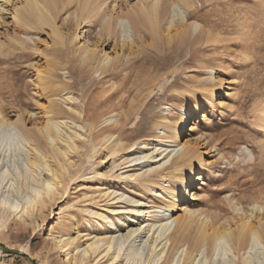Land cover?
Listing matches in <instances>:
<instances>
[{
    "label": "rangeland",
    "instance_id": "374dc122",
    "mask_svg": "<svg viewBox=\"0 0 264 264\" xmlns=\"http://www.w3.org/2000/svg\"><path fill=\"white\" fill-rule=\"evenodd\" d=\"M105 1L116 33L102 42L100 35L104 34V14L92 16L83 13L82 0H56L59 11L56 25L64 37L61 43L49 26L37 24L26 8L25 0H0V109L14 119L21 116L32 129L42 125L52 108L67 111V116L75 120V112L70 106L83 110L82 121L75 122L76 128L80 129L76 137L79 147L71 148L67 155L61 154L56 159L63 179L60 190L55 194L47 190L44 181L50 172L46 168H31V200L42 199L44 193L45 204L42 203L31 221L23 222L19 218L17 223H5V219L0 222V264H85L79 260L86 259L87 255L78 253L79 262H75L70 259L71 254L67 257V252L77 244L81 245L78 250L81 252L89 238L95 232L105 231V228L114 235L125 233L128 229L126 225L130 228L136 225V221L129 220L128 212L134 204L129 199H142L138 204L148 206L152 200L149 196L161 190L165 179L171 183L175 181L170 188L176 186L174 178H162L159 170L153 176L155 184L142 185L147 188V193L140 195L135 184L139 178L130 180L127 177L137 167L125 168L119 158L122 154L126 157L135 152L126 148L131 143L126 140L123 143L125 148L115 151L112 158H101V153L107 152L109 144L107 127L120 117L119 110L114 107L117 98L103 107L99 106L100 100L108 93L104 90L113 84L108 77L121 68L129 53L128 46L123 45L117 17L134 4H139V0ZM192 1L197 13L184 22L185 27L188 26L185 33L181 31L172 38L163 33L155 42L157 45H145L144 55L155 64L152 73L131 72L129 101L141 104L138 112L140 123L137 126L133 121L125 135H134L132 142L136 145L143 141L156 144L164 129L168 131V126L184 123L179 139H198L199 150L191 170L200 179L194 186H187L186 197L180 205H189V208L202 213L201 219L211 215L217 221L216 225L231 227L239 235L243 225L259 219L264 221V0ZM197 23L201 26V33L194 25ZM166 29L167 23L163 26V30ZM195 37L199 43L195 44V53L192 54L191 44ZM89 39L98 48L91 59L86 60L88 51L84 53V50L93 46ZM196 45H199L198 48ZM108 53H115L118 60L103 69L107 62L104 55ZM137 53L140 51L137 50ZM156 77L160 80L155 81L151 88L144 86L140 89L144 78ZM132 81L140 85L132 87ZM116 82L120 85L122 80ZM51 93H56L53 96L57 100L54 105L47 99ZM138 93L142 100L137 102L140 99ZM129 107L130 102L126 109ZM213 107L214 112L210 116ZM144 108L147 110L143 111ZM97 119L101 127L93 129ZM197 119L199 131L190 132L191 124ZM222 133H225L223 138L215 142L211 139L213 134ZM118 134L116 131L112 140ZM233 134L232 143H226V137ZM41 141L43 151L52 157L51 140ZM171 143H166L165 148H173ZM221 152L227 153V157L224 158ZM115 157L118 161L114 164ZM70 161L77 162V165L67 170ZM188 163L183 159L178 168L185 171ZM20 171L23 175L19 176V187L13 189L9 203L20 201L21 208L28 195L21 184L26 178V170L23 167ZM102 178L108 179L112 193L104 195L107 190L98 191V180ZM40 189L42 193H39ZM164 204H167L166 200L161 206ZM256 205H261L263 209H258ZM98 213H104V218ZM183 213L178 211V214ZM197 215H194L195 222L189 232L193 237L198 235L201 224L196 221L199 219L195 217ZM70 236L76 237L75 241L61 247L59 241L67 243ZM208 246L207 241L202 244L201 253L204 256L208 254ZM253 246L252 250L246 248L245 251H251L256 264H264L262 246ZM172 247L169 251L171 258H175L177 264H183L185 254L178 250V246ZM214 251L209 255L208 264H223L221 256H225L224 249ZM140 252L142 261L145 257L147 260L153 257L151 250ZM128 253L130 248L125 251L124 257ZM137 258L136 264L139 263ZM104 260L106 258L101 261L90 258L87 264H111ZM153 262L160 264L161 260L154 258ZM239 262L237 257L235 263Z\"/></svg>",
    "mask_w": 264,
    "mask_h": 264
},
{
    "label": "bare ground",
    "instance_id": "6f19581e",
    "mask_svg": "<svg viewBox=\"0 0 264 264\" xmlns=\"http://www.w3.org/2000/svg\"><path fill=\"white\" fill-rule=\"evenodd\" d=\"M25 2L26 8L29 9L31 15L35 17L37 24L41 27L49 26L53 35L63 43V34L56 25V16L57 13H59L56 0H25ZM106 2L105 0H82L81 2L83 13H89L92 16H97L102 13L106 17L104 18V34L100 35V40L102 42L112 38L116 33L113 21L108 16L110 12L106 10ZM122 13L123 14L118 15L117 21L119 22L121 33L123 34V45L125 43L128 46V58L121 68H117L108 77L109 82H113V84L104 90V93H108L101 98V105H99L103 107L102 105L106 104L108 101L117 98L118 101L114 104V107L119 110L120 118L116 119L117 121L115 123L113 122L107 127L109 133L106 135V138L109 144L106 147L107 152L101 153V158L102 160L104 158H112V156L115 155V151H120L125 148L124 142H131L127 144L126 148L135 152L130 153V155L126 157L122 154L119 158L122 159L121 165H124L125 168L137 167L135 168L136 171L132 174L129 173L127 177L130 180L139 178L135 181L137 182L135 184L139 187L138 191L140 195L145 196L147 193V188L142 187V185L155 184L153 182V176L155 172L159 170L161 171L160 176H162V178H174L173 180H176V186L174 185V188H170L171 184L175 181L171 183V181L165 179L161 190H156L153 196H149L152 197V200L149 201L147 204L148 206H146L145 203L138 204L142 199H129L128 201L135 204H133V208L128 212L129 220L132 219L136 221V225L131 228L129 225H126L128 229L125 233H121L120 235L112 234L108 228H105L106 230L103 232H95L94 236L89 238L90 240L86 242L81 252H78L81 245L77 244L67 252V257L71 254L70 259L75 260V262L84 261L85 264L90 262V258H99V261L106 258L104 262L110 261L111 264H136V257H138L136 260L139 259V261H137L139 263L137 264H155V262H153L154 258L160 259V264H177L175 258H171L169 254L170 246L172 245V248L178 246V250L181 249V253L185 254L183 264H208L209 255L213 254V252H215L214 250L218 248L224 249L225 256L229 255V258L221 256L223 264H237L235 263L237 257L240 259L239 264H256L253 258L254 255H250L251 251H245V249L250 248V250H252L254 247L253 245H260L263 248L261 252L264 257L263 219L243 225L241 233L238 235L236 234V230L231 227L222 224L216 225L217 221L215 222L211 215H205V217L201 219L202 213L189 208V205H180L181 200L186 197L187 186H194L195 182L200 179V176L194 175L193 170H191L195 159L194 156L199 150L198 139L192 137H187L185 140L179 139L180 133L182 132L181 129L185 125L184 123L180 125L175 124L172 127L168 126L169 130L167 131L164 129L162 136L157 140L156 144L150 141H143L136 145L137 143L132 142L134 135H125L126 131L129 129L128 126L132 124L133 121V124L137 126L140 123L138 112H140L141 104L139 103V105L133 101H129L130 92L132 90L129 85L132 80L131 72L136 71L137 74L149 73L150 75L152 69L155 67L154 62H151L150 58L144 55L145 45L151 46L152 44H156L158 37L163 33H166L169 38L178 35L181 31L185 33L188 26L185 27L184 22L190 15L197 13L195 3L192 0H139V4H134L130 9ZM69 17L70 15H68V18ZM165 23H167V29L163 30ZM194 25L199 27L200 24L197 23ZM201 30L200 26L198 28V33H201ZM195 38L196 39H194L191 44L192 54L195 53V44L199 43L197 37ZM117 39L119 40V37ZM146 41H149V43ZM88 42L93 46L89 47V50H84V53L88 51L86 60H90L98 48L91 39H89ZM198 46L196 45L197 48ZM135 49L139 50L140 53L138 54ZM132 55L135 57L133 59L129 58ZM117 58L115 53L105 54L104 60L107 62L103 69H106L113 61L118 60ZM124 71H126V74H123ZM159 78L160 77L144 78L141 82L140 89L144 86L150 87L154 85L155 81L160 80ZM117 80H122L120 85L117 84ZM102 81L104 82V80ZM135 85L139 86L140 84H136L135 81H132V87ZM55 94L56 93H51V95L47 97L50 104L54 105L57 102L56 98L53 97ZM138 97H140V94ZM212 97H214V94H212ZM69 98L72 99L73 96ZM139 100H142L141 97L140 99L138 98L137 102ZM129 102L130 107L126 109ZM70 107L72 111L75 112L76 120L82 121L81 115L83 110L75 105H71ZM146 110L147 108H144L143 111ZM210 112H212L210 114V116H212L214 107ZM99 113L102 115V111ZM67 114L68 112L65 110H56L52 108L50 110V115L47 116L42 125L32 129L27 126L26 120L21 116H17L16 119H14L9 113L5 112L2 108L0 109V222H3L5 219V223L8 221L17 223V219L19 218H21L23 222L31 221V217H33L38 208L42 206V203L45 204V202H43L45 201L44 193L42 194V199L37 200L33 198L31 200V168H33V170L37 168H43L42 170H45L46 168L50 172V176L44 181L47 190L53 194L60 190V184L63 182V179L61 168L56 159L61 154L67 155L71 148H76V146L79 147L76 137L80 129H77L75 126V122L77 121L67 116ZM101 115L98 116L101 117ZM262 117V121L264 122V114ZM164 119L167 120L166 118ZM98 121L100 120L97 119L94 125H92L93 129L101 127ZM157 124L160 125V123ZM80 128L83 129L84 126L80 124ZM199 129V120L197 119L191 124L189 130L190 132H196L199 131ZM116 131L119 133L118 137L112 140ZM224 134H216L217 136L213 134L211 139L215 142L217 139L223 138ZM233 136L234 134L227 136L226 139L228 141L226 143H232L231 138H233ZM169 138H172V140ZM42 139L51 140V152L55 160L43 151ZM168 142H172L171 145L173 148H165ZM81 153L82 152L79 154ZM221 154L224 155V158L228 155L225 152H221ZM183 159L189 162L185 165V171L178 168V166H180L178 163ZM117 161L115 157L113 163L115 164ZM161 161L164 164H162ZM76 165L77 162L70 161L66 169L68 170L70 167ZM23 167L26 170L24 174L26 178L21 184L26 188L25 190H27L28 196H26L28 199L20 208V201L9 203V198L12 192L19 187V176L23 175L20 170L21 168L23 169ZM97 172L99 173V171ZM106 174L107 173H103L102 175ZM98 181L97 187L100 193L104 190H107L104 195L112 193V191H109L110 186L107 184V178H102ZM39 193H42L41 189ZM122 195H125V193ZM192 196L194 199V192ZM163 200H166L167 204L161 206ZM256 206L258 209H263L261 205ZM179 210L184 211V213L178 214ZM196 213H198V215L195 217H199L196 221H200L201 224L199 225L198 235L193 237L189 232L193 227L192 225H194L193 221ZM98 215L102 218L105 216L104 213H98ZM141 217H143V220H141ZM97 223L99 224V222ZM75 239L76 237L70 236L67 243L64 244V241L60 240V246L64 248L68 243L74 242ZM205 241L209 244L207 250L208 254L206 256L201 253V247ZM168 244L169 246L167 248ZM128 248H130V253L126 254V257H124L125 251ZM150 250L153 257L148 260L147 257H145L142 261L140 251L149 252ZM243 250L244 252H242ZM240 252L242 253L240 254ZM258 252H260V250ZM78 253H83L88 257L86 259L81 258L77 261Z\"/></svg>",
    "mask_w": 264,
    "mask_h": 264
}]
</instances>
